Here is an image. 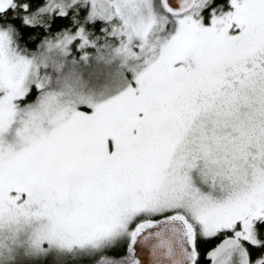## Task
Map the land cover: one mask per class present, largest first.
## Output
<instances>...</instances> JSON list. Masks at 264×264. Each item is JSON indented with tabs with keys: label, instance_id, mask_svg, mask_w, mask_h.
Here are the masks:
<instances>
[{
	"label": "snow or ice",
	"instance_id": "1",
	"mask_svg": "<svg viewBox=\"0 0 264 264\" xmlns=\"http://www.w3.org/2000/svg\"><path fill=\"white\" fill-rule=\"evenodd\" d=\"M0 264H264V0H0Z\"/></svg>",
	"mask_w": 264,
	"mask_h": 264
}]
</instances>
